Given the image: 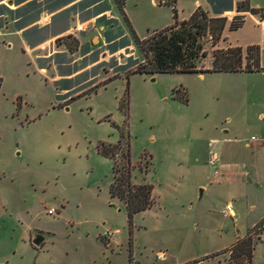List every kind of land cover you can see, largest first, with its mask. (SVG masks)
Wrapping results in <instances>:
<instances>
[{
  "label": "rangeland",
  "instance_id": "obj_1",
  "mask_svg": "<svg viewBox=\"0 0 264 264\" xmlns=\"http://www.w3.org/2000/svg\"><path fill=\"white\" fill-rule=\"evenodd\" d=\"M167 3L126 0L138 37L173 24ZM248 28L230 39L251 41ZM221 43L206 45L199 69L211 68ZM141 61L113 0H0V264H129L130 246L131 264H264V222L246 234L264 214L263 157L246 147L252 136L262 140L263 78L126 76ZM121 131L132 182L155 188L150 210L134 217L131 245L126 205L109 194L112 161L97 151ZM223 138L232 141L218 146L222 161L254 159L253 174L202 198L207 144ZM229 201L236 221L222 214ZM108 232L112 241L102 238ZM253 232L250 263L232 250ZM37 234L45 239L34 249Z\"/></svg>",
  "mask_w": 264,
  "mask_h": 264
},
{
  "label": "trees",
  "instance_id": "obj_2",
  "mask_svg": "<svg viewBox=\"0 0 264 264\" xmlns=\"http://www.w3.org/2000/svg\"><path fill=\"white\" fill-rule=\"evenodd\" d=\"M113 2L123 22L129 28L134 43L142 55V61L136 65L134 71L128 72L126 76L130 74L157 76L161 74L197 75L204 73L264 71L260 66V48L258 46L249 47L246 56H244L240 47L215 49L211 53V68L208 70L199 69L201 61L208 56L206 45L210 44L214 49L220 42L226 41L223 35L229 24L227 18L210 17L199 7L187 20L180 21L177 11L173 8L174 22L171 26L155 31L145 38H140L124 11L126 0H113ZM237 11L239 13L250 12L253 15L260 14L264 16V12L261 10L250 7L249 0L239 2ZM244 22V16H235L228 26L229 30H238L243 26ZM66 38L70 39V36ZM60 41L62 40H57V42ZM244 61H246L245 64ZM113 80L114 78H109L103 81L99 86L93 87L90 90L91 93L96 92L100 86L108 85ZM175 94L176 98H181L179 92ZM184 100L188 102L187 97H184ZM97 151L101 156L112 161L113 182L109 187V194L111 198H117L126 205L129 245H131L134 217L139 213L150 210L152 207L154 186L146 182L140 185L132 182L131 145L129 137L126 138L124 132L121 131L120 140L117 144L99 142ZM253 236L254 232L250 233L245 239L238 241L232 250V252L239 251L241 256H246L250 263L253 255L251 239ZM130 247L129 264H131Z\"/></svg>",
  "mask_w": 264,
  "mask_h": 264
},
{
  "label": "crops",
  "instance_id": "obj_3",
  "mask_svg": "<svg viewBox=\"0 0 264 264\" xmlns=\"http://www.w3.org/2000/svg\"><path fill=\"white\" fill-rule=\"evenodd\" d=\"M174 2V6L171 7V9L175 8V10L177 11L178 17L180 21H185L187 20L192 13L197 9V8H201L203 11H205L210 17L213 18H227L228 19V23L230 24V22L232 21V19L235 16L238 15H242L245 18V22L243 24V26L241 28H239L238 30L235 31H230L229 30V24L227 26V28L224 31V35L223 38H225V42L223 41L221 43L223 48V45L227 46V47H240L243 51L244 56H246L247 53V49L249 47L252 46H258L260 48V66L261 68L264 70V16H261L260 14L258 15H253L250 12H243V13H239L237 11V5L239 2H242L244 0H195L194 1V5L193 7L190 9V11H187V13H185V11H181L179 10V3L180 0H172ZM154 2L156 4H168V0H154ZM249 4L250 7L252 9H257V10H261L262 12H264V0H249ZM173 12V11H172ZM173 20V18H172ZM172 24H170L169 26H171ZM167 26V27H169ZM249 27L248 30L253 32V39L251 41H248L244 44H242L240 42V40L236 39V40H231L230 39V34L231 33H238L240 31H242L244 28ZM246 63V61H244V64ZM207 74H226V75H247V76H261L264 80V71H260V72H236V73H204V74H197L200 77H204ZM263 95H264V91H263ZM187 97H188V93H187ZM264 97V96H263ZM189 101V99H188ZM263 109H264V105H263ZM258 118L261 121V124L259 126V129L261 131V135H262V140H259V142H251L250 140H248L246 142V147L247 148H253L255 149V151L257 153H260L263 157V174H264V111L260 114H258ZM227 122L230 123V119L227 120ZM225 135H228L229 133L232 132V128L231 127H227L225 128V130L223 131ZM254 137V136H252ZM211 141H217L216 144V149L218 151V146L221 143H228L230 141H232V139L230 138H223L222 140L219 139H212L208 142L207 146H208V155H207V160L209 157V152L211 150V147L209 145V143ZM237 141V140H236ZM258 143V144H257ZM260 143V144H259ZM255 144L256 147L254 146ZM220 155V152H218ZM256 156L255 153H253V157ZM245 157H241L240 155H234L233 157L230 158V160L232 161L231 164L229 163H225L222 161L221 155H220V161L218 164V170H219V174L215 175L212 168H210L207 164V160H206V166L207 168L210 170V181L207 182L206 185L203 186V196L204 197L205 193L207 192L208 188L213 187V185L218 184L221 185L223 183H230L232 181L235 180H239L240 179H244V178H250V176L253 174V168H255V161L254 159H244ZM259 181V180H258ZM263 181H264V177H263ZM209 183V184H208ZM261 190L264 191V183L261 186ZM153 194H155V188L153 190ZM201 198V199H202ZM228 203H232V201H229ZM227 203V204H228ZM226 204V205H227ZM234 206V204H233ZM251 210L255 209V205H251ZM231 219H234L236 221V213H235V209H234V216L233 217H228ZM262 221H264V214L262 215L261 219L258 222L253 223L248 229L246 234L248 233L249 229H251L252 227H254L257 224H260ZM118 232V231H116ZM116 234V233H115ZM113 233V236L115 235ZM42 235V234H41ZM44 236V235H43ZM32 237V235H31ZM240 237H244V236H237V240L235 238V240L233 241V243L235 241H238L240 239ZM112 238L108 239L111 240ZM112 241V240H111ZM114 242V241H113ZM31 245L34 249H38L41 248L42 245L37 246L38 248L34 247L33 242L31 241ZM205 256V255H204Z\"/></svg>",
  "mask_w": 264,
  "mask_h": 264
},
{
  "label": "built area",
  "instance_id": "obj_4",
  "mask_svg": "<svg viewBox=\"0 0 264 264\" xmlns=\"http://www.w3.org/2000/svg\"><path fill=\"white\" fill-rule=\"evenodd\" d=\"M257 139L255 137H252L250 139L251 142H255ZM216 144H217V141H211L209 143L210 147H211V150L209 152V157H208V160H207V164L210 168H212L213 172L215 175L219 174V170H218V164H219V161H220V155L218 153L216 149ZM47 214L49 215H55L56 214V211L54 209H48L47 210ZM223 216L225 218H228V217H233L234 216V206L232 203H228L223 212H222ZM113 236V233L111 232H108L106 233L103 238L105 239H110L111 237ZM158 259H163V254H159L158 256Z\"/></svg>",
  "mask_w": 264,
  "mask_h": 264
},
{
  "label": "water",
  "instance_id": "obj_5",
  "mask_svg": "<svg viewBox=\"0 0 264 264\" xmlns=\"http://www.w3.org/2000/svg\"><path fill=\"white\" fill-rule=\"evenodd\" d=\"M45 237L41 234H37L35 238L33 239V244L35 246H40L42 242L44 241Z\"/></svg>",
  "mask_w": 264,
  "mask_h": 264
}]
</instances>
